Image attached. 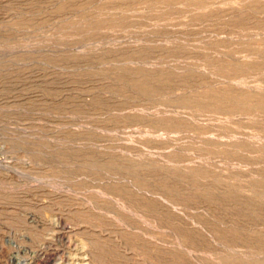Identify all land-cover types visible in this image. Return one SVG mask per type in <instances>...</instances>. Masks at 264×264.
Returning a JSON list of instances; mask_svg holds the SVG:
<instances>
[{"label": "rangeland", "instance_id": "374dc122", "mask_svg": "<svg viewBox=\"0 0 264 264\" xmlns=\"http://www.w3.org/2000/svg\"><path fill=\"white\" fill-rule=\"evenodd\" d=\"M0 264H264V0H0Z\"/></svg>", "mask_w": 264, "mask_h": 264}]
</instances>
